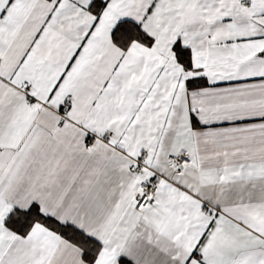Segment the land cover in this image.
Masks as SVG:
<instances>
[{"label": "snow or ice", "instance_id": "snow-or-ice-1", "mask_svg": "<svg viewBox=\"0 0 264 264\" xmlns=\"http://www.w3.org/2000/svg\"><path fill=\"white\" fill-rule=\"evenodd\" d=\"M0 264H264V0H0Z\"/></svg>", "mask_w": 264, "mask_h": 264}]
</instances>
